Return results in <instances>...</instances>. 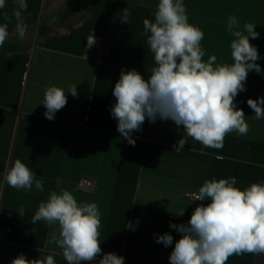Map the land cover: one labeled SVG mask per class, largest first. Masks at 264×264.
Wrapping results in <instances>:
<instances>
[{
	"label": "crops",
	"instance_id": "0c3cea01",
	"mask_svg": "<svg viewBox=\"0 0 264 264\" xmlns=\"http://www.w3.org/2000/svg\"><path fill=\"white\" fill-rule=\"evenodd\" d=\"M159 0H26L23 12L27 32L23 40L14 34L15 0L0 9L10 17V38L0 46V264H10L23 253L29 260L54 254L56 264H67L60 249L48 244L51 229L45 221L31 225L30 218L51 192L67 190L78 203H96L101 213L100 247L125 258L124 264H170L168 259L181 234L169 227L187 223L194 208L210 201L194 202L186 192L198 191L206 180L236 177L240 190L264 183V119L256 120L247 100L264 97V75L250 71L246 91L234 102L245 113L247 135L229 133L222 149L206 148L189 140L182 151L174 145L183 137V126L173 121L150 123L133 132L130 145L117 131L110 112L116 101L112 89L121 70L135 69L145 79L155 67L147 44L143 20L154 22ZM189 23L204 32V60L233 63L226 30L229 16L241 28L254 24L264 70V0H183ZM131 15L120 23L123 9ZM93 34L107 53L100 62L90 60L85 47ZM247 35V33H245ZM76 84L78 96L66 93L67 104L53 120L45 117L43 101L48 86L67 92ZM216 156L223 157L216 159ZM16 159L44 181V191L10 187L4 176ZM83 179L93 181L91 187ZM24 206V216L19 208ZM183 212V215H178ZM32 228L35 234L32 233ZM170 232L173 245L156 243ZM89 264V262H82ZM227 264H264V255H233Z\"/></svg>",
	"mask_w": 264,
	"mask_h": 264
},
{
	"label": "clouds",
	"instance_id": "9594fccd",
	"mask_svg": "<svg viewBox=\"0 0 264 264\" xmlns=\"http://www.w3.org/2000/svg\"><path fill=\"white\" fill-rule=\"evenodd\" d=\"M4 7L5 0H0V9ZM27 8L26 0H15L12 15L18 40H23L27 32L23 20ZM122 11L120 23L128 24L131 13L127 7ZM3 20L0 46L11 35L10 17L5 14ZM254 26L245 23L241 28L237 18L229 16L226 30L235 38L230 44L233 63H217L215 55L205 61L201 46L204 32L189 23L183 0H159L154 22L143 20L144 34L156 66L148 79L135 69H122L112 89L116 101L110 106V112L118 122L117 131L134 146L132 133L141 131L146 118L150 123L157 119L171 120L184 129L183 137L174 145L178 152L189 140L219 150L227 134L247 135L250 126L234 98L246 91L250 71L264 75L256 63L260 59L257 47L249 40L260 35ZM94 44L91 33L85 47L91 48ZM66 93L78 96L76 84L69 86L67 92L55 85L46 88L42 103L47 119L53 120L56 112L66 106ZM247 104L256 120L264 119V97L249 98ZM4 181L15 189L30 191L34 184L37 191H44V181L20 159L8 168ZM236 184V177L206 180L198 191L188 194L191 203L210 202L198 204L187 223L169 222V227L181 234L168 257L170 264H227L233 255H264V183H253L244 190L235 187ZM25 212L24 206H20L19 216ZM38 221H45L51 229L48 244L60 249L67 264H124L123 256L102 252L101 213L96 203H78L67 190L53 191L46 201L39 203L30 218L31 225ZM32 233L35 234L33 228ZM173 242L170 232L156 237V243L165 247ZM10 264H56V261L54 254L29 260L21 253Z\"/></svg>",
	"mask_w": 264,
	"mask_h": 264
},
{
	"label": "built area",
	"instance_id": "2783aa9c",
	"mask_svg": "<svg viewBox=\"0 0 264 264\" xmlns=\"http://www.w3.org/2000/svg\"><path fill=\"white\" fill-rule=\"evenodd\" d=\"M107 50L106 48L103 46V44L100 41H96L95 44L93 45V47L90 50V60L94 61V62H100L102 60V58L104 57V55H106ZM82 185H85L87 187H91L93 185V181L89 180V179H83L81 181ZM189 193L192 192H186L185 193V198L189 201ZM199 202V201H197ZM10 229H4L0 231V238H4L5 236H7L10 233Z\"/></svg>",
	"mask_w": 264,
	"mask_h": 264
}]
</instances>
